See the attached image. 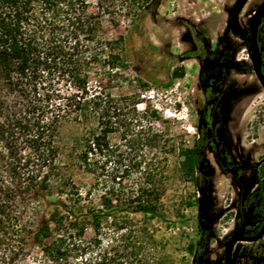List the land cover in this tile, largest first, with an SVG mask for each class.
Instances as JSON below:
<instances>
[{"label":"trees","instance_id":"obj_1","mask_svg":"<svg viewBox=\"0 0 264 264\" xmlns=\"http://www.w3.org/2000/svg\"><path fill=\"white\" fill-rule=\"evenodd\" d=\"M129 1L140 9L142 0ZM150 6L154 11L158 5L151 2ZM137 22V18L132 20L133 27ZM112 50L111 42L102 36L101 15L90 11L87 0H0V143L5 142L11 151L16 149L9 154L14 177L22 175L27 191L39 193L46 201L36 236L43 264L154 262L146 247L153 238L139 241L131 235L120 238L118 248L85 257L107 237L102 232L105 224L123 231L135 227L138 215L148 222L163 218L160 200L166 178L162 166L159 178L147 175L143 182L125 189L129 166L118 162L112 170L113 185L100 196L98 206L90 200L91 188L83 192L75 179L76 171L80 176L94 173L93 156L109 151V136L119 128L126 134L135 127L144 128L146 143L162 139L150 127L158 120L155 111L138 112L140 102L135 95L111 96V71L122 67L121 52L125 51ZM175 73V77L181 76ZM171 82L158 84L168 88ZM65 124L84 129L74 140L76 148L71 155L66 154L67 146L59 143V131ZM138 143L134 141V145ZM22 149L28 152L24 154ZM198 152L196 147L180 152L181 169L185 175L191 174V179L199 166ZM64 158L74 166H67ZM139 167L135 162L132 168ZM3 198L0 189V216L6 218L8 200ZM87 229L93 236L84 245ZM203 234L200 229L195 244L198 251ZM15 248L21 250L19 243L11 245L13 256L0 254V264H18ZM158 264L172 263L162 258Z\"/></svg>","mask_w":264,"mask_h":264},{"label":"rangeland","instance_id":"obj_2","mask_svg":"<svg viewBox=\"0 0 264 264\" xmlns=\"http://www.w3.org/2000/svg\"><path fill=\"white\" fill-rule=\"evenodd\" d=\"M87 1L90 11L101 15L102 36L111 42L112 52L125 50L121 52L122 67L111 71V96L116 99L135 95L140 102L138 112L155 111L158 120L150 127L152 133L161 134L162 139L146 143L144 128L135 127L132 133L127 134L119 128L109 136V151L93 156L94 173L80 176L76 171L75 179L83 186V192L91 188L93 206H98L100 196L113 185L110 182L112 170L118 162L129 166V177L123 183L125 189L127 185L135 187L137 181L143 182L147 175L159 178L161 166L166 181L160 200L161 220L148 222L138 215L134 217L135 227L123 231L105 224L102 232H106L107 237L98 246H92L85 257L118 248L120 238L131 235L139 241L153 238L152 245L148 241L146 244L151 256H154L152 264H158L162 258L172 264H221L226 238L237 225L238 184L217 165L207 163L204 156L208 157V152L199 156V166L194 169L191 179V174L185 175L181 169L180 152L191 148L196 137L190 104L192 98L197 97L195 87L199 65L196 58L190 57L189 30H200L201 34L211 39L210 46L218 45L226 14L222 11V4L226 0H166L154 11L150 6L152 0H142L140 9L133 7L129 0ZM259 1H248L242 12L251 13ZM135 18L138 22L133 27L132 20ZM238 42L241 45L235 49L238 52L236 64L239 66L235 80L239 86L240 101L233 114L240 120L230 129L239 150L244 151L245 156H251V164L264 166V93L250 83L245 84L252 73L248 68V55L243 51V44ZM176 71L180 77H175ZM169 79L172 82L168 88L158 84ZM143 84L146 87L142 88ZM142 125H145L144 121ZM59 134L60 145L65 144L66 154L71 155L76 148L74 140L84 134V129L65 124ZM134 141L140 142L138 146L134 145ZM15 150L7 149L5 142L0 143V189L3 201L8 200L7 217L0 216V254L13 256L10 248L17 242L21 248L14 249L18 252L15 257L18 264H43L36 236L47 210L46 201L39 193L27 191V181H23L22 175L19 178L17 173L14 177V162L9 154ZM21 151L24 154L28 152L26 149ZM65 158L62 161L67 166H74ZM135 162L140 166L138 169L132 168ZM17 172L20 171L17 169ZM203 189H209L213 198L210 212L213 227L201 236L203 246L198 251L195 244L198 231L203 227L198 199ZM5 232L8 234L5 235ZM92 236L93 232L87 229L83 244Z\"/></svg>","mask_w":264,"mask_h":264},{"label":"flooded vegetation","instance_id":"obj_3","mask_svg":"<svg viewBox=\"0 0 264 264\" xmlns=\"http://www.w3.org/2000/svg\"><path fill=\"white\" fill-rule=\"evenodd\" d=\"M228 1L222 4V11L226 14L218 45L210 46L211 39L201 34L200 30H189L192 49L190 57L196 58L199 65L195 87L197 97L192 98L190 104L196 133L192 147L199 149L198 163L199 156L208 152L209 156H204L207 163H214L222 172L231 175L239 187L237 225L234 231L227 236L225 245L232 234L241 227L243 215L249 207H252V213L244 229L243 237H256L264 224V166L257 167L251 164V156H245L244 151L239 150V146L235 144L237 140L230 129L235 122L240 120L233 114L240 101L239 86L235 80L236 69L239 67L236 64L238 52L235 49L241 45L238 41L243 44V51H246L248 55L247 59L250 64L248 68L252 73L245 84L250 83L264 93L258 77V69L250 59L251 20L263 0L255 4L249 14H244L242 11L250 0ZM152 2L159 6L166 0H152ZM255 43L260 53V72L264 76V15L257 26ZM204 46L209 50H206ZM252 176L256 178L255 184L247 197L243 199V189L239 179L242 178L245 181ZM203 190L211 196L209 189ZM201 229L203 230V227ZM203 232L207 231L203 230ZM235 251L237 252L235 264H264V233L255 241L236 242L233 247V252ZM222 257L221 264L224 263V250Z\"/></svg>","mask_w":264,"mask_h":264},{"label":"water","instance_id":"obj_4","mask_svg":"<svg viewBox=\"0 0 264 264\" xmlns=\"http://www.w3.org/2000/svg\"><path fill=\"white\" fill-rule=\"evenodd\" d=\"M263 15H264V0L259 5V7L256 9L252 17L251 26H250V39H251L250 59L252 63L254 64L255 68L258 69V77L264 88V76L260 72V62H261L260 53L255 43L257 26ZM239 181L241 182L242 189H243L242 198L245 199L247 195L249 194L250 190L252 189V187L254 186L256 178L252 176L245 181L242 178H240ZM211 209H212V198L206 190H202L201 196L198 199V211L200 215L202 216L203 230L205 231H208L213 227V224L211 222V214H210ZM251 213H252V207H249L246 213L243 215V223L241 227L232 234V236L226 243L225 249H224V263L223 264H235L237 252L236 251L233 252V247L236 242L240 240H248V241L254 240L255 241L259 239L260 237H262L264 233V224H263L261 231L256 237L254 238H244L243 237L244 229L246 225L248 224Z\"/></svg>","mask_w":264,"mask_h":264}]
</instances>
